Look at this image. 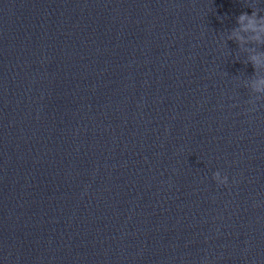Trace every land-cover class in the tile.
Segmentation results:
<instances>
[{"label":"clouds","instance_id":"9594fccd","mask_svg":"<svg viewBox=\"0 0 264 264\" xmlns=\"http://www.w3.org/2000/svg\"><path fill=\"white\" fill-rule=\"evenodd\" d=\"M237 28L232 29V33L229 35V39L235 38L237 42L243 41V36L237 35L238 32H252L254 35L252 40L259 43H264V39L259 33H264V16H259L257 11H253L251 14L247 12L241 13L237 17ZM247 22V23H245ZM250 62L253 64L254 72L258 67V61L256 57H251ZM253 90L257 93H264V77H259L252 82ZM213 179L222 185L228 183L227 176H221L219 171L213 173Z\"/></svg>","mask_w":264,"mask_h":264}]
</instances>
